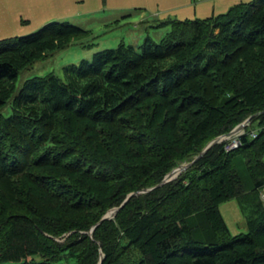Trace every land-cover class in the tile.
<instances>
[{"label": "trees", "instance_id": "trees-1", "mask_svg": "<svg viewBox=\"0 0 264 264\" xmlns=\"http://www.w3.org/2000/svg\"><path fill=\"white\" fill-rule=\"evenodd\" d=\"M166 24L160 43H120L16 95L21 70L88 32L0 40V264H264V0ZM249 117L238 149L212 146L100 222ZM234 199L251 212L237 237L219 211Z\"/></svg>", "mask_w": 264, "mask_h": 264}, {"label": "rangeland", "instance_id": "rangeland-1", "mask_svg": "<svg viewBox=\"0 0 264 264\" xmlns=\"http://www.w3.org/2000/svg\"><path fill=\"white\" fill-rule=\"evenodd\" d=\"M251 1L32 0L35 5H30V0H0V39L33 34L52 22H66L88 32L86 37L74 40L66 48L21 70L15 81L14 95L27 79L48 74L63 78L65 68L78 66L84 60L90 61L95 53L117 48L120 43L137 51L147 38L160 43L170 30L166 23L171 20L206 19L227 12L235 4ZM35 27V30L26 32ZM0 114L9 116L10 105L1 108ZM253 128L257 130L255 126ZM232 136H226L220 143ZM260 200L264 207V189L260 192ZM219 211L231 236L248 232L246 219L251 212L241 211L235 199L221 203ZM40 259L35 257V260Z\"/></svg>", "mask_w": 264, "mask_h": 264}, {"label": "water", "instance_id": "water-1", "mask_svg": "<svg viewBox=\"0 0 264 264\" xmlns=\"http://www.w3.org/2000/svg\"><path fill=\"white\" fill-rule=\"evenodd\" d=\"M252 117L247 118L244 122H242L241 124L237 125L229 134L227 135H222L219 136L217 138H215L214 140H212L211 142L208 143V145L189 163H183L181 165H179L177 168L173 169L171 172H169L164 178L163 180L156 185L155 187L149 188V189H144L142 191H137V192H133L130 193L129 195H127V197L125 198V200L121 203V205L117 208H113L111 209L108 213H106L102 219L100 220V222H102L103 220H107V219H112L113 217H115L116 213L118 212V210L120 208H122L130 198L132 197H136L139 196L141 194H145L151 190H153L154 188H158L161 187L162 185L176 179L182 172H184L186 169H188L190 166H192L195 162H197L199 159H201L204 154L214 145L219 144L226 136H231V135H235L238 134L240 132H242L244 130V128L249 124V122L251 121ZM99 222V223H100ZM97 223V225L99 224ZM96 225V226H97ZM95 227H93L90 231L89 234H91L93 232Z\"/></svg>", "mask_w": 264, "mask_h": 264}, {"label": "built area", "instance_id": "built-area-1", "mask_svg": "<svg viewBox=\"0 0 264 264\" xmlns=\"http://www.w3.org/2000/svg\"><path fill=\"white\" fill-rule=\"evenodd\" d=\"M243 134H244V131H242V132H240L238 134L233 135L231 138L229 137V139H226V141L224 142V150L226 152H230V151H233V150L238 149L241 146L240 137ZM251 136L253 138L256 137V133L255 132H252L251 133Z\"/></svg>", "mask_w": 264, "mask_h": 264}, {"label": "crops", "instance_id": "crops-1", "mask_svg": "<svg viewBox=\"0 0 264 264\" xmlns=\"http://www.w3.org/2000/svg\"><path fill=\"white\" fill-rule=\"evenodd\" d=\"M32 0H30V5H35V2H31ZM226 7H228V5L226 6ZM25 21H28V20H25ZM45 23H47V22H45ZM43 25V24H42ZM36 29V27L35 28H31L30 30H26V32H30V31H33V30H35ZM25 32V33H26ZM1 39H6V38H1ZM0 39V40H1Z\"/></svg>", "mask_w": 264, "mask_h": 264}]
</instances>
